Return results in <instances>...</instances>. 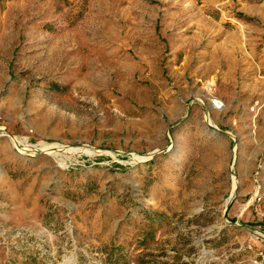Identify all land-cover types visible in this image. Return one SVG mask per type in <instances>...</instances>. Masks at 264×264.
Returning <instances> with one entry per match:
<instances>
[{"label": "rangeland", "instance_id": "1", "mask_svg": "<svg viewBox=\"0 0 264 264\" xmlns=\"http://www.w3.org/2000/svg\"><path fill=\"white\" fill-rule=\"evenodd\" d=\"M259 249L264 0H0V264Z\"/></svg>", "mask_w": 264, "mask_h": 264}, {"label": "built area", "instance_id": "2", "mask_svg": "<svg viewBox=\"0 0 264 264\" xmlns=\"http://www.w3.org/2000/svg\"><path fill=\"white\" fill-rule=\"evenodd\" d=\"M213 106L215 108H222L224 106V102L221 98L218 96L213 95L211 99ZM250 247H252L250 245ZM252 264H264V250L259 249L255 255V257L252 259Z\"/></svg>", "mask_w": 264, "mask_h": 264}, {"label": "crops", "instance_id": "3", "mask_svg": "<svg viewBox=\"0 0 264 264\" xmlns=\"http://www.w3.org/2000/svg\"><path fill=\"white\" fill-rule=\"evenodd\" d=\"M207 2L209 3V2H211V0H207ZM167 27H162L161 29H158V35L160 36V37H162V38H160V39H163V37H164V35L166 34V29Z\"/></svg>", "mask_w": 264, "mask_h": 264}, {"label": "water", "instance_id": "4", "mask_svg": "<svg viewBox=\"0 0 264 264\" xmlns=\"http://www.w3.org/2000/svg\"><path fill=\"white\" fill-rule=\"evenodd\" d=\"M155 153H156V152H154L153 155H154ZM236 189H237V187L233 189V192H232V194H231V196H230V199H229V201H228V207H229V204L231 203V201L233 200V198H234V196H235ZM227 209H228V208H227ZM227 209H226V213H227Z\"/></svg>", "mask_w": 264, "mask_h": 264}, {"label": "bare ground", "instance_id": "5", "mask_svg": "<svg viewBox=\"0 0 264 264\" xmlns=\"http://www.w3.org/2000/svg\"><path fill=\"white\" fill-rule=\"evenodd\" d=\"M235 181V180H234ZM237 187V183L234 184L233 189Z\"/></svg>", "mask_w": 264, "mask_h": 264}]
</instances>
